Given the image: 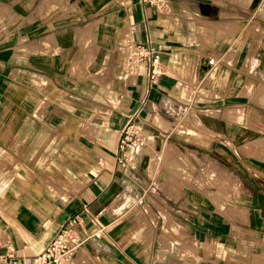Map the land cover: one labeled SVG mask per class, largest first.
Listing matches in <instances>:
<instances>
[{"label":"crops","instance_id":"0c3cea01","mask_svg":"<svg viewBox=\"0 0 264 264\" xmlns=\"http://www.w3.org/2000/svg\"><path fill=\"white\" fill-rule=\"evenodd\" d=\"M4 1L7 13L16 18L5 26L6 36L0 30V263L2 258L8 263L11 258L25 262L39 254L69 218L78 215L83 248L69 257L73 264H85L79 258L81 251L87 254L88 264H140L135 256L148 255L152 249L150 264H161L159 258L165 250L169 252L168 235L174 234L170 226L177 225L175 215L164 207L177 209L173 213L185 219L196 208L207 212L208 203L202 199L195 203L191 192L196 178H204V167L198 175L194 171L205 163L191 168L195 159L188 155H201L215 161L227 182H236L238 193L230 202L234 210L230 219L215 216L208 221L199 211L204 225L199 227L207 232L213 228L215 238L198 240L202 246L218 245L223 235L234 238L240 224H245L254 241L260 239L258 247L250 244L257 257L248 264H264V160L254 156L253 139L235 133L243 116L238 123H228L233 118L225 117L227 112L232 115L231 111L243 109L249 125L264 129V70L248 77L247 86L241 88H237L236 70L245 40L242 31L253 27L249 21L256 12L264 15L263 0H254L249 7L231 0L226 4L223 0H161L158 9L142 0H88L90 7L80 0H65L66 6L59 4L64 0H55L59 3L52 8L43 7L46 0H25L23 7H15V0ZM228 21L237 22L241 30L231 31ZM145 43L163 46L156 82L149 79L150 57L129 72L126 46ZM227 47L234 51L228 57L219 50ZM209 57L214 58L213 65L207 64ZM254 58L246 60L255 63ZM257 83H262L263 91L258 94ZM233 95L246 104L224 105ZM196 97L201 101L196 102ZM209 99L215 103L204 104ZM224 109L228 121L217 116ZM131 121L160 131L159 142L153 144L157 166L139 147L130 157L118 149L120 133ZM97 126L102 133H95ZM172 147L180 148L184 158L186 172L173 182L182 192L177 195L172 188L165 195L161 191L165 196L158 194L164 198L161 202L147 189L150 218L146 210H136L140 200L130 193L135 163L145 156L148 179L166 189L173 181L172 164L163 161L162 150H167L168 162L178 160L169 154ZM203 185L196 184L195 190L203 197H214ZM203 187L208 192H201ZM240 210L245 221H240ZM120 211L121 216H116ZM154 213L161 218L157 233L152 225ZM143 214L149 226L138 234L128 227L117 230L121 219L130 216L139 223ZM97 216L106 227H113L104 230L98 247L88 236L92 229L86 231L87 219L100 224ZM138 238L146 243L137 250L129 242ZM186 249L183 252L193 256L192 249Z\"/></svg>","mask_w":264,"mask_h":264},{"label":"rangeland","instance_id":"374dc122","mask_svg":"<svg viewBox=\"0 0 264 264\" xmlns=\"http://www.w3.org/2000/svg\"><path fill=\"white\" fill-rule=\"evenodd\" d=\"M24 1L25 0H15L13 2H16L15 7H23ZM226 1L227 0H223L222 3L226 4ZM231 1L235 4L243 6V7H247V6L249 7L250 3L254 2V0H231ZM56 2L57 1H55V0H46L44 2V4H42V5H43V7L46 5L48 8H50V7L52 8V7H54ZM79 2L81 5H84L85 7H90V5L91 6L93 5L92 2L90 4L88 2V0H80ZM160 2H161V0L158 1V6H159ZM6 3H7L6 1L0 0V30L1 31L3 30V32L1 33V34H3V36L7 35V33H6L7 29L5 26L9 22L13 21L16 18V16H14V17L10 16L8 14L9 12L7 13L9 8L7 5H5ZM58 3L59 2H57V4ZM59 4H62V6H66V1L65 0L63 2L61 1V3H59ZM262 4H264V0L262 1ZM69 7H71V6H69ZM96 10H97V8H96ZM261 10H262V8H261ZM5 13H7V14H5ZM230 16H235V15H230ZM246 16L247 15H244V17H246ZM251 20L252 21H249V23L252 24L253 27L251 26L252 27V28L250 27L251 29L248 27L249 29H246L245 30L246 32L242 31V36L245 34L242 39H245L247 42H245V40H243L242 43L240 44V47H239L238 55L241 58H240V63L237 67L238 69H236V70H239V73L237 74V76H238V78H240V81H239V84L237 85V88L247 86L248 77H250L253 74H258L256 72H262L264 70V62H263L264 61V46H262V47L260 46L261 43H264V27H262L264 24V15L260 12H258V13L256 12V14H254V17L251 18ZM217 22L220 23V21H217ZM200 23L203 25L209 26V24L208 23L206 24V22H203V21L198 22L197 21V24H200ZM228 26H229V29L231 31L234 30L233 32H235V31L237 32L238 28H240V30H241V26L238 25L237 22L235 23L233 21L232 22L228 21ZM248 40H249V42H248ZM219 50H220L222 55L227 54V57L233 55V53H234V51L230 50L229 47H227L223 51H222V49H219ZM125 53H126L125 56H127L128 52H125ZM251 57H255L258 60H256L255 63H253V62L251 63L252 60L251 61L246 60L247 58H251ZM129 65H130L128 67L129 72L132 73L134 71L135 67L131 63H129ZM98 74L99 73H96V75L94 77H96ZM258 83H259V81H258ZM258 83L256 84V91H255L256 94L263 92L262 86H261L262 83H260V84H258ZM255 96L257 99L258 95H255ZM232 99H238V100L233 101ZM195 101L200 102L201 99L196 97ZM211 101L212 100L209 99L204 104L215 103V102H211ZM213 101H216V100H213ZM263 101L264 100H262L261 103H264ZM256 102L258 103V100H256ZM235 104L245 105L246 101H245V99L237 98V97H235V95H233V97L230 98V101L225 103L224 105L231 106V105H235ZM242 111H243V109L231 111L232 115L228 114V112H227L225 117L233 118L232 121H228L223 116L225 109L223 110L222 114L217 112L218 113L217 116H221L223 119L227 120L228 123H231V122L238 123L241 120V116H243V121L241 120L242 124L240 123L239 127L234 129L235 133L237 132L241 136H245V137L248 136L249 139H253L252 143L250 144V147L253 148V150H254V153H255L254 156L264 160V144L262 143L263 138H264V129H262V127H257V126L253 127L252 125H249V122L246 121V112L244 113V115H242L243 114ZM234 119H237V120H234ZM129 123L136 125V126H140V129L137 130L136 135H139L141 140H142L141 146H145L148 144L149 141H147L146 138L149 137V139H150L151 134L153 135L151 140H153L154 145H155V141L159 140L160 136L157 135V133H160V131L157 130L154 126H151V124H150V127L149 126L146 127V124L141 125L139 123H135L132 121ZM125 126H127V125H125ZM228 129H230V128H228ZM178 130L184 131L182 128H179V127H178ZM248 130L250 133L249 135L247 134ZM94 131L96 134L102 133V130L98 126L96 128H94ZM144 131H148L147 132L148 134L145 133ZM230 131L234 132V131H232V129H230ZM80 135H81V137L82 136L84 137L86 134L84 132L82 133V131H81ZM156 135H157V137H156ZM119 138H120V136H119ZM244 140L246 141L247 139H244ZM118 141H119V139H118ZM118 149H120V148H118ZM155 149L159 150V147L156 145ZM179 149L180 148L175 149L173 147L169 149V154H171V157H173V158L179 157L178 160L172 159V160H169V162L166 160L167 165L172 164V167L170 168V170H171L170 174H171V177L173 179L172 183L174 181H180L179 176L186 172V169L184 168V165L182 162V161H184V158H183V156H182V158H180L181 154L179 152ZM241 149L243 150V148H241ZM134 150H136V148L135 149L133 148L131 150H129L128 148H123V150H121V151H126V155L130 157V155L132 154V152H134ZM160 150H161V148H160ZM188 156L189 157L192 156V158L195 159V160H193V159L191 160V163H190L191 168H196L197 166L201 165L200 163H203V162L206 165V166L202 165L201 167H198L196 171H194V173L198 175L199 174L198 169L204 167V170L202 172L200 171L201 173H203L204 178H203V181L201 178L200 179L198 177L196 178L197 182L193 184L194 187L191 188V192H192V199L195 201V203L196 202L199 203L198 201L199 200L201 201V199L204 203L205 202L208 203L207 212H205L203 209L196 208V209H193L192 212L189 214V216L191 218L188 217L185 219V218L178 216L177 214L173 213V211L177 210V209H174L171 211V210L167 209V207H164V209L168 210L170 212V214L175 215L174 220L176 221L177 225L175 227H173V225L170 226V230L175 235L174 234H172V236L170 234L168 235L167 245L169 247V249H168L169 252H167V250H165L163 253L164 254L163 257L159 258L161 264L163 263V261H165L164 263L168 262V263H173V264H190V263H195V264H248V263H251L253 261V259L255 257H257V255H254V253H257V251H256V249L254 250L252 248V246H250V244L252 245V243L255 241L253 239V234L251 232L246 231L247 225H245V224L244 225L240 224L239 231L237 233L235 232L236 237L233 238V234H232V236H229L230 235L229 233L226 236L223 235V238H220L219 240H217L218 245H215V244L212 245L211 244V245L202 246L200 243L201 240L200 241L198 240L200 237H204V236L215 238L213 228H210V231H208V232L205 231V229L200 228V227H204V225H201L200 221H202V219L201 220L198 219L199 211H200L201 217H203V218L205 216L208 217L207 218L208 221L213 220V218L215 216L217 218H221V219H227V218L230 219V217L232 216V211H234L232 209L230 202H231V199L236 197L238 191L234 187L236 182H234L232 180H230V182H227L226 178H223V176L220 175L219 170H222V169L215 163L214 160H212L211 158H209L207 156L203 157L201 155H198V157H196L195 155H188ZM150 158H151L152 162L153 161L157 162L156 163V166H157V164H158L157 157H155V155L151 154ZM145 162H146L145 156L144 157L142 156L141 159L135 163V169L134 170H135L136 179L134 180L135 183L132 184L133 188H132V190H130V193L136 201L140 200L136 210L139 209L143 212H145V210H146L147 215L150 218H152L151 213L148 211V209L151 207V205L149 204L151 194L146 190L149 189L151 191V193L155 195L157 200L163 202V200H164L163 197H165V196H163L161 194V191L165 195H168V190L175 188L174 189V190H176L175 194L179 195L182 192V187L178 186V184H176V183H173V184L167 183L166 189H162L160 186H158L156 183H154V181L151 178L148 179V176H147L148 172L145 173V171H146ZM172 162H174L176 164H174ZM121 163L122 162H120L118 164H121ZM161 163H162V161H161ZM123 167H126V164H124ZM205 175H206V177H205ZM225 177H226V175H225ZM260 177H262V176H260ZM203 183L206 184L208 189H211L213 191L214 197H212L210 199L203 197L197 190H195L196 184H197V187H201L203 185ZM207 188L203 187L201 192L202 191L208 192ZM215 189H217L218 192H216ZM158 194L163 196V197L159 196ZM63 199H65V197ZM154 200L155 199H151V202L158 209ZM218 205H221L223 208L218 209ZM135 208H136V205L133 207L132 210H134ZM168 208H169V206H168ZM121 212L122 211H120V213H118L116 216H121V214H122ZM237 213H238V216L240 217V221L241 220L245 221V215H244L243 211L240 210ZM147 215L145 214V216H144V214H143V217L141 218V222H139V223H134L133 220H131L130 216H127L124 219L120 220V224H117V226H116V227H118L117 230L122 231V230H124V228L128 227V229L131 228L132 230H134V232H136V234H138L137 231H139V229L149 226L148 222L145 221L146 220L145 218ZM74 216H76V215H73L71 217H74ZM96 219H98L100 221V224L102 225V227L100 229L96 230L100 237H101V234L104 232V230L109 232L113 228L110 226L106 227L101 222L99 216H97ZM153 219H154L153 223H152L153 230H154V233H157L159 230L160 223H161V218H159V215L157 213H154ZM197 221H199V222H197ZM227 221H229V220H227ZM87 223H88L89 227L86 229V231L88 232V230L93 229L94 226L92 225V222L89 219H87ZM198 223H200V225ZM225 225L228 226V224H225ZM255 226H258V225H255ZM61 229L62 230L68 229L67 222L63 225V227H61L59 229L58 232H61ZM153 230H152V232H153ZM58 232L56 233V235L58 234ZM68 233L69 232L66 231L65 235L67 236ZM91 237L95 243L94 246L98 247L99 245H101V242L98 240V238H96L94 236H91ZM135 241L136 242L131 241L129 243L131 244V246H133L137 250L139 249V247L143 248V247H141L142 244L146 243V240L142 242L141 240L139 241V238H138V240H135ZM79 242L80 241L77 240V243H79ZM211 242H215V239H212ZM258 242L260 243V239H258L254 243V244H256V247H258V245H257ZM71 247L75 248L76 246H71ZM188 247H190L192 249L193 256L191 254H190L191 256H189L188 254L183 252V250H185ZM74 248H71L69 250V252L67 253L68 262L65 264H73L72 260L69 261V257L75 253ZM82 248H83V246L79 245L76 250L80 251ZM64 250L66 251L67 249L65 248ZM254 251H256V252H254ZM81 252H80L79 258L81 260H83L86 264L87 262L85 261V258H87V254L84 252H82V254H81ZM137 252H139V251H137ZM40 253L29 257L28 260L25 262L19 263L17 260L10 257L11 259H10L9 263L6 260L5 261L3 260L0 264H47L48 259L43 261V257H40L39 259H37L36 261L33 262V259H36L37 257L41 256ZM151 254H155L154 249H152L148 255L140 257V255L142 256V254H139V256H135V257L137 259L138 258L140 259L139 260L140 264H150L151 259H152ZM186 256L188 258L186 260H184V258H186ZM141 258L144 259V261H141L142 260ZM63 260L59 261L57 264H63V262H62ZM146 260H147V262H145ZM89 261H91L90 258H89ZM49 264H54V263L50 262Z\"/></svg>","mask_w":264,"mask_h":264},{"label":"built area","instance_id":"2783aa9c","mask_svg":"<svg viewBox=\"0 0 264 264\" xmlns=\"http://www.w3.org/2000/svg\"><path fill=\"white\" fill-rule=\"evenodd\" d=\"M142 1L154 6L155 9H158L157 7L159 0L156 1L142 0ZM162 49H163L162 44L151 46L146 43L136 44L134 46L128 45L125 48L126 52H128L127 54L128 62L133 64L134 67H136L137 64L144 58L150 57L149 79L151 82H156V79L160 74L159 53L161 52ZM213 61H214L213 57H209L206 60L208 65H213L214 63ZM126 125L127 126H125L120 133L118 148H120V150H123V148H128L129 150H131L133 148L135 149L140 147L142 145V140L139 135H136V132L138 129H140V126H136L131 123H128ZM122 153L125 154L126 151H122ZM120 162L121 160L118 159V163ZM124 164H126L125 161ZM80 221L81 218H79L77 215L69 218V220L67 221L68 229L67 230L61 229V232H59L42 250V252L40 253L41 256L37 257L36 259H33V262L39 259L40 257H43V261L48 259L47 264H49L50 262L57 264L59 261L66 259L69 250L71 248H74L71 246H76L78 248V246L81 243L77 231V224ZM92 224L94 228L90 231V233H88V236H94L96 238H99L100 236L96 230L100 229L102 226L96 220L93 219H92ZM66 231L69 232L67 236L65 235ZM77 240H79L80 242L77 243ZM76 247L74 248L75 251L77 249ZM65 248L67 249L66 251L64 250ZM7 257H11V254L7 255ZM4 259L5 258H3V260Z\"/></svg>","mask_w":264,"mask_h":264},{"label":"bare ground","instance_id":"6f19581e","mask_svg":"<svg viewBox=\"0 0 264 264\" xmlns=\"http://www.w3.org/2000/svg\"><path fill=\"white\" fill-rule=\"evenodd\" d=\"M166 5L167 6H169V7H171L173 4L171 3V2H167L166 3ZM180 126V125H179ZM166 127V126H165ZM164 128V127H163ZM183 128V127H182ZM165 130V129H164ZM185 130V129H184ZM185 132V131H184ZM146 140L147 141H149L148 142V144H147V146L145 145V146H141V147H139V148H141V151L143 152V153H147L148 155H151V154H153V155H156L155 154V152H154V147H153V143L151 142V140L149 139V137H147L146 138ZM163 148V147H162ZM162 152H164V154H162V159H163V161L165 162L166 160H167V156H168V152H167V150H162ZM161 152V153H162ZM159 153V152H158ZM158 155V154H157ZM160 157H161V155H160ZM150 160V159H149ZM152 162V161H151ZM151 167V166H150ZM161 171V170H160ZM152 173H153V170H152ZM167 221H168V219L167 218H165ZM59 233V232H58ZM75 250V249H74ZM86 264H88V263H86Z\"/></svg>","mask_w":264,"mask_h":264}]
</instances>
